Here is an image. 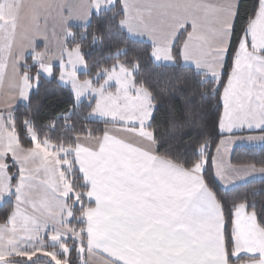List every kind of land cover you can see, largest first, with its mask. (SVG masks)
Wrapping results in <instances>:
<instances>
[{"label":"crops","instance_id":"0c3cea01","mask_svg":"<svg viewBox=\"0 0 264 264\" xmlns=\"http://www.w3.org/2000/svg\"><path fill=\"white\" fill-rule=\"evenodd\" d=\"M75 1H78L76 5H82L90 4L93 0ZM98 1L106 8L116 2L121 3L124 10L123 28L130 36L150 42L156 60L173 63L179 59L212 77H219L226 61L239 0ZM174 3L180 5L179 12L174 11ZM27 4L29 0H24L23 6L21 3L23 17L30 11ZM260 16L264 24L263 0L248 27L251 33L254 26L259 24ZM186 29L187 36L177 57L173 46L178 35ZM29 35L31 42H35L32 45L38 49L40 40L37 36L33 37V33ZM251 40L254 41V36H251ZM253 49L263 51L257 44ZM156 50L167 51L168 59L172 61L158 58ZM235 63L223 93L220 127L224 135L213 155L215 177L225 190L250 180L264 179V167L232 162L236 147L264 142V80L257 71L260 66L252 61L247 62L245 68L250 70L249 77L245 75L239 79L234 87L236 90L232 91ZM122 77L127 80L126 84L119 82ZM0 78L6 83L0 88V98L2 95H14L16 91L10 84V77L4 75ZM105 80H110L109 84L95 87L96 91L102 90L103 94L113 96L124 93L134 101L139 98L140 104L134 103L132 108L143 113L144 107L148 113L147 106L152 101L147 99L146 91L135 84L125 67H113L105 75ZM107 100L110 103L114 101ZM114 102L117 104V101ZM109 106L103 114L115 124L109 125L102 136H79L74 146L73 166L79 169L88 186L83 211L85 225L81 231L87 263L264 264V232L255 216L243 205L235 210L232 255L234 258H247L230 263L223 212L201 170L187 169L159 156L151 135L146 141L136 135L140 129L128 116L132 115L129 105L118 104V114L112 111L108 113ZM95 109H99L98 100ZM34 148L37 147L31 150ZM56 158L61 164V157L57 155ZM46 166L49 164L32 161L19 167L22 171L25 167L32 171L39 170V181L46 184L42 187L45 191L37 198L41 199L40 203L34 202L36 198L30 203L26 199L27 203L20 204V207L14 194V209L7 223L0 224V264H26V259L44 264L46 257L55 260L53 254L61 261L58 252L67 250L69 243L66 242L72 230L70 220L66 221L69 204H63L61 209L58 200L54 201L52 196L49 198L46 191L50 187V178L45 171ZM7 169L10 172L9 166ZM59 174L55 187H59ZM33 189L37 191V188ZM10 193L5 190L0 194V203ZM17 210L18 213L24 212L23 218H14ZM62 246H65L64 250ZM55 261L53 264H61Z\"/></svg>","mask_w":264,"mask_h":264},{"label":"trees","instance_id":"16d2710c","mask_svg":"<svg viewBox=\"0 0 264 264\" xmlns=\"http://www.w3.org/2000/svg\"><path fill=\"white\" fill-rule=\"evenodd\" d=\"M260 4L261 0H239L226 61L219 77H212L179 59L173 63L157 61L150 42L130 36L120 26L124 13L119 2L93 11L87 24H72L71 35L66 40L68 48H80L87 66V70L80 74L89 76L92 84L102 85L106 72L121 64L129 70L135 84L148 91L154 109L147 128L155 142L156 153L187 169L201 170L223 212L230 263L247 258H234L232 255L233 218L237 207L243 205L252 213L264 232V179L250 180L225 190L217 181L213 166L215 149L224 135L220 127L223 90L233 69L239 44L256 17ZM186 34L187 30L182 31L173 47L177 57ZM26 61L30 63L31 57L28 56ZM26 70L28 68L22 66V71ZM29 71L36 72L34 67ZM95 106V98L78 101L70 85L63 83L58 76L39 74L27 102L18 103L13 110L10 125L23 147L34 146V140L28 135L31 130L39 141H48L57 148L70 150L69 159L73 165V149L79 136L99 137L109 125L115 124L108 118L93 117ZM232 162L264 167V142L236 147ZM9 170L15 185L17 176H14L16 169L12 163ZM69 176L86 202L84 195L88 186L79 169L74 167ZM85 202L82 207L69 204L73 212L72 224L77 220L81 225L85 223ZM14 206L13 196L0 205V224L7 223ZM58 255L63 262L64 253L60 251ZM67 258L64 264H82L83 258L74 247Z\"/></svg>","mask_w":264,"mask_h":264},{"label":"rangeland","instance_id":"374dc122","mask_svg":"<svg viewBox=\"0 0 264 264\" xmlns=\"http://www.w3.org/2000/svg\"><path fill=\"white\" fill-rule=\"evenodd\" d=\"M77 2L78 1L75 0H29L27 6L30 11L25 17L21 16L24 11V9L21 8V3L23 6L24 0H4L0 5V59L6 60L0 61V76H9L10 84L12 85L13 90L16 91L15 94H12L10 97L2 95V98H0V107H2V109L0 108V194L3 192L5 193V190L8 193L11 191V195L9 197L7 196L4 201H1L0 205L11 196L14 197L15 195L18 207L21 206L20 204L25 205L27 203L26 199H29L28 203L35 198L37 201L34 200V202H41V199L37 198L45 191L42 187L46 184L39 181L40 176H38V174L40 171H37V169L32 171L27 169V167L22 171L19 168L22 164L29 165L32 161L49 164V166L45 167V171L49 174L50 178V187H47L48 190L46 192L49 194L50 199L52 196L54 201H59L61 209L63 204L66 203L82 207L85 202L81 192L79 193L75 189L74 184L71 182V177L69 176L70 173L74 172L72 160H69L71 151L57 148L52 143L53 146H50L47 141H39L31 130H29L28 135L34 140V146L37 148L32 150L31 148H25L21 145L16 132L10 125L13 110L18 103L27 102L32 89L38 82L39 74L45 75L46 77H52L53 75L58 76L63 83L70 85L75 94V98L78 101L84 98H97L96 100L99 101V109H95L92 114L93 117L106 118L103 113L108 104H110L108 113L112 111L113 114H118L116 113L118 104H128L130 107V113L132 114L128 116L133 118L130 120L140 129L136 135L145 141L151 135L147 128V124L153 113L152 103L147 106L148 113L145 111L144 107L142 108V111L144 112L140 113L131 106L134 103L140 104L139 98L134 101L132 97L128 98L124 93L116 94L117 96L109 95L108 93L103 94L102 90H95V87L97 86L92 84L89 76L80 74L87 70V66L79 47L74 46L68 48L66 46V40L71 35L70 26L68 27V25L75 23L79 25L87 24L93 10L98 11L107 6L102 5L98 0H93L90 4L86 3L82 5H76ZM173 8L176 12L181 10L178 3H174ZM122 19L120 21V26L123 28L121 24ZM258 19L259 24L254 26L252 30L253 33H251L250 28L247 29V33L243 36L236 52L234 59L236 61V63L234 62L235 72L231 82L232 91L236 90L234 87L239 79H243L245 75H248L249 77L250 70L245 68L249 61L260 66V69L257 71L264 80V24L262 23L263 19L261 16ZM29 33H33V37L37 36L38 40H40L38 49L36 47L34 48L32 45L35 44V42H31V36ZM251 36H254V41L251 40ZM25 41L28 42L25 43ZM253 44L255 46L256 44L259 45L263 51L254 50L253 47L255 46ZM155 55L158 56V58H163L164 61H172V59H168L169 54H167V51L156 50ZM28 56L31 57L30 63L26 61ZM22 66L27 67L28 70L22 71ZM33 67L35 68V73L29 71V69ZM121 71L123 72L124 70ZM108 72H106V74ZM117 74L122 76L125 75L120 72ZM110 80L112 81L113 79L110 78ZM109 81L107 80L106 82L105 80L102 83V86L106 87V85L109 84ZM119 82H124L121 84H126L127 80L125 77H122ZM5 85L6 83L4 80L0 78V88ZM225 88L226 87H224V90ZM144 90L147 93V99H151L148 91L146 89ZM107 99L117 101V104H115L114 101L110 103V100ZM43 143H45L46 146ZM52 147L55 148L54 150L56 152H53L54 150H52ZM34 155L38 157L36 158ZM57 155L61 157V160H59L61 164H58L59 162L56 158ZM11 163L14 165V170L16 169L14 172V176H17L15 185L12 183L13 174L7 169ZM56 165L59 171L56 169ZM58 172H60L58 176L59 187H55L58 183ZM51 180L53 181L51 182ZM53 183L54 188H52ZM33 188H37V191ZM84 197H86V195H84ZM71 205H69V207H71ZM23 217V211L18 213L17 210L14 214L15 219ZM69 220L72 230L69 235L70 238H66L68 240L66 243H69L67 244L68 247H66L67 250L62 251L65 255L63 262L53 254L56 261L46 257L44 264H53V261H55L54 263H67V256L70 254V250L73 247L80 257L83 258L81 259V263L88 264L81 232L85 224L81 225L78 223L80 222L78 220L76 223L72 224L73 212L70 211V209L68 216L66 217V221ZM64 247L62 246L61 249ZM24 261L27 262L26 264H37L38 262H34L30 259Z\"/></svg>","mask_w":264,"mask_h":264}]
</instances>
